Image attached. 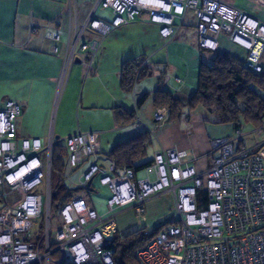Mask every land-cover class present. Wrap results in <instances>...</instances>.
<instances>
[{"label":"built area","instance_id":"1","mask_svg":"<svg viewBox=\"0 0 264 264\" xmlns=\"http://www.w3.org/2000/svg\"><path fill=\"white\" fill-rule=\"evenodd\" d=\"M99 3L113 13L111 22L88 19L91 30L100 36L127 24L134 14L145 12L172 40L184 23L185 13L191 12L198 21L201 46L209 48L213 35L226 32L231 39H241L247 45V65L261 69L264 23L248 13L215 0ZM43 33L50 40L59 38L58 31L49 27ZM96 46L94 41L89 47L94 50ZM168 79L165 74L161 89ZM20 111L16 100L0 108V264H114L112 251L105 245L118 231L119 211L129 207L136 217L145 220L147 202L165 193L172 196L178 224L153 234L137 251L139 264H264V121L254 129L262 138L253 145L244 142L239 130L212 139L210 162L201 173L194 165H184L187 152L175 147L154 152L152 164L141 177L128 168L114 169L111 165L110 174L101 179L110 189L103 214L90 200L92 179L99 170L95 163L100 152L99 134L85 131L65 138V178L70 177L69 169L91 161L71 181L75 191L61 206L62 222L52 233L51 157L53 145L60 142L50 133L45 146L32 138L23 140L17 148L16 118ZM154 115L158 126L167 121L169 110L158 108ZM154 129L148 127L150 132ZM41 154L46 157L45 170ZM149 169H153L154 178ZM199 189L207 192L206 206L196 203ZM41 216V226L36 225ZM144 234L150 235V231ZM55 253L58 256L53 260Z\"/></svg>","mask_w":264,"mask_h":264},{"label":"crops","instance_id":"2","mask_svg":"<svg viewBox=\"0 0 264 264\" xmlns=\"http://www.w3.org/2000/svg\"><path fill=\"white\" fill-rule=\"evenodd\" d=\"M215 1L264 23V0ZM190 15L184 17L172 40L145 12L134 14L127 24L100 36L91 30L88 19L111 22L113 13L99 0H0V108L10 100L18 101L17 142L38 138L45 146L50 133L60 142L77 132L96 131L100 152L95 163L99 166L98 160L103 158L110 169L106 154L119 142L150 127L155 129L148 130L152 135L148 152L154 154L168 147L186 150L183 164L203 172L210 162L211 140L231 136L237 130L231 124L213 123L201 106L185 109L178 120L157 126L153 92L161 88L162 78L168 74L164 90L188 97L197 87L202 62L210 63L216 53L226 52L246 63L248 48L243 40L231 39L226 32L213 35L211 46L204 48L199 42L198 21ZM46 27L57 30L59 38L45 37ZM94 41L97 46L93 50L89 46ZM131 60H136L139 67L145 65L147 74L136 80L130 91H124L120 74ZM260 66L264 70V57ZM143 93L149 96L138 108L136 101ZM117 109H135V115L130 122L119 124ZM90 161L69 171L77 174V179ZM148 171L154 178L153 169ZM166 203L173 206L169 193L151 198L146 216ZM136 218L133 209L122 208L118 231L136 226Z\"/></svg>","mask_w":264,"mask_h":264},{"label":"trees","instance_id":"3","mask_svg":"<svg viewBox=\"0 0 264 264\" xmlns=\"http://www.w3.org/2000/svg\"><path fill=\"white\" fill-rule=\"evenodd\" d=\"M138 69L136 60L123 65L120 83L124 91H130L134 82L147 74L145 65ZM148 96L143 93L137 99L136 106H142ZM153 104L156 109L166 107L169 110L167 121L178 120L185 109L194 110L201 106L209 113L213 123L231 124L235 130H240L242 125L256 128L264 121V70H253L229 53H216L210 63L200 64L197 87L190 96L179 97L160 88L153 92ZM134 115L135 109L116 110L119 124L130 122ZM151 143V133L140 130L135 136L116 144L106 156L114 169L125 167L137 175L153 162V158L147 157ZM65 158V146L55 142L51 157V181L54 170L58 173V181L55 185L51 184V208L62 206L75 191L74 188H68L64 181ZM207 201V192L197 190V205L206 206ZM162 225L160 223L150 235H145V230L140 229L116 231L105 245L112 251L114 264H139L137 251L163 228Z\"/></svg>","mask_w":264,"mask_h":264},{"label":"rangeland","instance_id":"4","mask_svg":"<svg viewBox=\"0 0 264 264\" xmlns=\"http://www.w3.org/2000/svg\"><path fill=\"white\" fill-rule=\"evenodd\" d=\"M191 13V12H190ZM189 12L186 13V18L188 19L189 17H192ZM176 22L178 19H175ZM187 113V112H186ZM185 113V114H186ZM255 128L249 126V125H242V127L239 130V135L243 138L244 142L247 145H253L255 142H258L261 140L262 136H259L255 131ZM62 145L65 146V141H60ZM44 144V143H43ZM17 148H19V142H17ZM147 157L153 158V153L151 150L147 153ZM41 160L43 162L44 170L46 168V157L45 154H41ZM99 166H103V168L99 167L98 172L94 175L92 179V185L91 189V202L95 206L96 210L98 211L99 214H103L105 212V205L110 197V189L107 184H103L101 179L105 176H108L110 174L108 167V161L100 158L97 163ZM152 170H150V173ZM70 177H64L65 184L68 188L74 187L71 181H75L77 174L69 171ZM64 175V173H63ZM143 173L142 171H139L137 176L140 177L142 176ZM58 181V173L54 170L52 174V181L51 184L55 185ZM162 189V188H160ZM167 205V203H166ZM42 217L41 216L38 220H36V225L39 224L41 226L42 224ZM138 220L136 226L132 227L129 231L135 230V229H140L141 231L143 230H148V231H153L155 230L160 223H163L162 227H166L169 225H176L178 224V213L175 208V206H164L161 210H158L155 214L150 215L149 217L146 216L145 220H142L141 218H136ZM50 221H51V230L52 233L58 228V226L62 222V217H61V206L60 207H52L50 209ZM126 231V232H129ZM58 255L55 253L52 255V259L56 260V257Z\"/></svg>","mask_w":264,"mask_h":264},{"label":"water","instance_id":"5","mask_svg":"<svg viewBox=\"0 0 264 264\" xmlns=\"http://www.w3.org/2000/svg\"><path fill=\"white\" fill-rule=\"evenodd\" d=\"M90 182H91V181L88 182V185H90Z\"/></svg>","mask_w":264,"mask_h":264}]
</instances>
